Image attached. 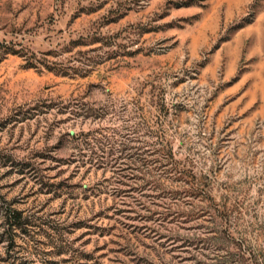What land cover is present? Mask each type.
<instances>
[{"label":"rangeland","instance_id":"obj_1","mask_svg":"<svg viewBox=\"0 0 264 264\" xmlns=\"http://www.w3.org/2000/svg\"><path fill=\"white\" fill-rule=\"evenodd\" d=\"M0 264H264V0H0Z\"/></svg>","mask_w":264,"mask_h":264},{"label":"trees","instance_id":"obj_2","mask_svg":"<svg viewBox=\"0 0 264 264\" xmlns=\"http://www.w3.org/2000/svg\"><path fill=\"white\" fill-rule=\"evenodd\" d=\"M10 210L11 209H8V211L5 212V216H6L7 221L10 220L11 217L13 219H16V218L20 217V215L17 212L13 211V209H12V211H10Z\"/></svg>","mask_w":264,"mask_h":264}]
</instances>
